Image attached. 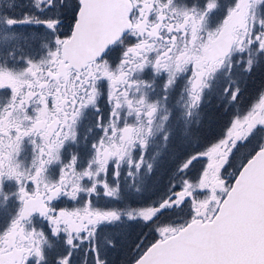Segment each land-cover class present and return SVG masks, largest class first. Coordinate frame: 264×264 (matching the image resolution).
Returning <instances> with one entry per match:
<instances>
[{
  "label": "snow or ice",
  "instance_id": "6c2138e0",
  "mask_svg": "<svg viewBox=\"0 0 264 264\" xmlns=\"http://www.w3.org/2000/svg\"><path fill=\"white\" fill-rule=\"evenodd\" d=\"M0 264H264V0H0Z\"/></svg>",
  "mask_w": 264,
  "mask_h": 264
}]
</instances>
